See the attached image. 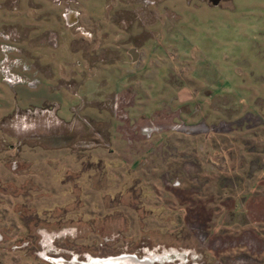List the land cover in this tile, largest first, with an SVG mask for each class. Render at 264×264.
I'll return each mask as SVG.
<instances>
[{"label":"rangeland","instance_id":"obj_1","mask_svg":"<svg viewBox=\"0 0 264 264\" xmlns=\"http://www.w3.org/2000/svg\"><path fill=\"white\" fill-rule=\"evenodd\" d=\"M155 1L0 0V264H264V0Z\"/></svg>","mask_w":264,"mask_h":264},{"label":"crops","instance_id":"obj_2","mask_svg":"<svg viewBox=\"0 0 264 264\" xmlns=\"http://www.w3.org/2000/svg\"><path fill=\"white\" fill-rule=\"evenodd\" d=\"M85 5H83V10H84V14L85 15H88V13H87V9H89V10H93V9H90V7L89 8H87L86 10H85ZM35 10V9H34ZM38 10H40V9H38ZM38 10H35L36 12H38ZM101 10V9H100ZM110 10H112V9H110ZM116 10V9H115ZM40 12H41V10H40ZM110 13H111V11H109L108 13H107V11H106V8H105V10H102L101 12L100 11H98V12H94V11H92V12H90V14H92V16L93 15H97V14H99V15H104V14H108V15H110ZM76 14L77 13H73V12H70V11H67V12H65V13H63V15H62V18L64 19V21H65V24L67 25V26H69V25H73V23L77 20L76 19ZM109 46H111V48H115V49H117V48H119L120 47V44H118V42L115 40V41H113V43H111V45L109 44ZM133 52H135V54L133 53ZM127 53H128V55L131 57V63H136V62H138L139 61V59H140V55H139V52H138V50L137 49H131V50H129V51H127ZM133 80V77H131L130 78V80Z\"/></svg>","mask_w":264,"mask_h":264},{"label":"bare ground","instance_id":"obj_3","mask_svg":"<svg viewBox=\"0 0 264 264\" xmlns=\"http://www.w3.org/2000/svg\"><path fill=\"white\" fill-rule=\"evenodd\" d=\"M110 258H114V257H109V258H104L106 261H99V260H92L93 258L89 259L92 261L89 264H133V262H136V264H151V261H160L157 260L156 257H154L153 255H149V256H145L142 259L136 257V256H131V255H120V257H117L116 259H110ZM103 259V258H101ZM161 259V258H160ZM132 261V263H131ZM149 261V262H148ZM153 263V264H155Z\"/></svg>","mask_w":264,"mask_h":264},{"label":"flooded vegetation","instance_id":"obj_4","mask_svg":"<svg viewBox=\"0 0 264 264\" xmlns=\"http://www.w3.org/2000/svg\"><path fill=\"white\" fill-rule=\"evenodd\" d=\"M211 3H216L217 5H219L220 2H222L223 0H209ZM142 4L146 7L151 6V8H154L155 6H157L158 4H156L155 0H141Z\"/></svg>","mask_w":264,"mask_h":264},{"label":"water","instance_id":"obj_5","mask_svg":"<svg viewBox=\"0 0 264 264\" xmlns=\"http://www.w3.org/2000/svg\"><path fill=\"white\" fill-rule=\"evenodd\" d=\"M122 256V255H121ZM129 256V255H128ZM118 257H120V256H118ZM117 257H114V258H110V259H116ZM92 260H99V261H106V260H108V259H98V258H93ZM90 262H92L89 258H86L85 259V261L84 262H81L80 264H89ZM149 262V261H148ZM152 263L151 264H153V263H155V261H151ZM131 263H132V261H131ZM133 264H136V262H133Z\"/></svg>","mask_w":264,"mask_h":264}]
</instances>
